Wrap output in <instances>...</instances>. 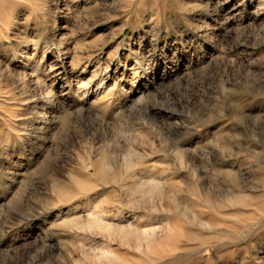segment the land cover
<instances>
[{
    "label": "rangeland",
    "instance_id": "374dc122",
    "mask_svg": "<svg viewBox=\"0 0 264 264\" xmlns=\"http://www.w3.org/2000/svg\"><path fill=\"white\" fill-rule=\"evenodd\" d=\"M0 264H264V0H0Z\"/></svg>",
    "mask_w": 264,
    "mask_h": 264
}]
</instances>
